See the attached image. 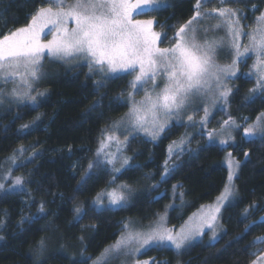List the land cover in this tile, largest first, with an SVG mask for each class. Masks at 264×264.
<instances>
[{
  "label": "trees",
  "instance_id": "16d2710c",
  "mask_svg": "<svg viewBox=\"0 0 264 264\" xmlns=\"http://www.w3.org/2000/svg\"><path fill=\"white\" fill-rule=\"evenodd\" d=\"M196 1L172 0L171 6L142 15L144 20L154 19V31L166 33L160 47L174 43L171 38L176 30L195 14ZM45 4L46 0H0V37L26 26ZM223 4L241 7L248 19L245 6L257 4L256 15L264 0ZM48 61V76L35 91L45 92L37 105L0 106V163L19 148L26 154L35 152L11 173L24 179L23 189L0 190V264L88 263L118 238L129 217L146 218L167 210L168 225L175 227L221 194L228 174L227 154L240 161L241 167L234 178L236 195L218 216V236L212 239L207 229L179 254L171 247L152 246L142 257L157 256L167 264L252 263L256 252L264 250V139L245 137L239 124L252 122L264 110V92H250L255 81L245 74L251 57L239 64L238 77L232 79L228 112L217 113L211 121L212 125L218 116L231 117L239 125L235 140L221 145L194 136L182 153L172 156L167 176L169 147L184 135V123L172 122L156 141L135 134L124 148L129 165L116 175L107 164L98 167L94 163L88 171L103 132L128 110L132 74H118L98 88L101 77L92 74L87 64ZM250 95L256 97L252 103L246 100ZM23 125L29 127L21 130ZM120 184L132 187L130 202L98 210L93 199ZM41 204L44 213L39 212ZM77 207L82 210L78 223L74 220Z\"/></svg>",
  "mask_w": 264,
  "mask_h": 264
},
{
  "label": "snow or ice",
  "instance_id": "6c2138e0",
  "mask_svg": "<svg viewBox=\"0 0 264 264\" xmlns=\"http://www.w3.org/2000/svg\"><path fill=\"white\" fill-rule=\"evenodd\" d=\"M208 2L209 0H197L195 14L181 25L171 38L175 43L171 47L161 48L158 43H162L167 35L153 30L156 23L154 19L137 20L133 19V16L158 12L162 8L171 6L166 3V0H135V2L133 0H74L67 6L66 0H49L51 6L38 9L31 16L28 25L0 37V82L7 83L11 80L17 84L10 93L14 102L31 105H37L39 98L45 95V92L32 95L35 85L48 76L44 59L86 63L92 74H99L101 77V80L97 81L98 88L104 86V81L117 78L115 75L117 73L129 75L135 73L134 79L130 82V87L134 91H138L151 82L152 88L145 91L142 100H135L133 92L128 94L129 112L112 124L110 132L104 131V138L97 148V156H105L106 159H97L95 166L99 167L107 163L113 165L115 172H120L125 165L129 164L130 158L124 157L120 168H116L114 166L116 153L106 154L104 149L111 142H115L117 151H122L121 141L118 138L121 130L124 133L125 145L140 132L156 141L168 129L171 122L181 120L182 114L195 100L211 95L213 104L220 101L227 105L229 96L233 93L227 81L238 77L237 64L241 62L242 57L246 60L248 53L255 54L257 58L254 65L257 68V84L250 92L256 93L258 90L264 92V13L256 18V27L247 34L249 46L245 47L244 52L241 53L239 37L244 34L240 26V19L243 16L231 9L213 10L219 18L223 19V23L214 25L213 30H219L226 25L227 44H225V37L205 39L203 42L198 40L200 21L211 15L202 13L199 9L202 4ZM226 2L227 0H221V3ZM69 20L74 23V27H68ZM49 25L55 30V34L53 39L44 43L40 39V34ZM203 31L207 33L209 29L205 27ZM225 47L229 51L234 50L235 58L230 64L221 66L216 62V57ZM245 75L250 77L251 73ZM159 79H164L165 83L157 92L156 89L160 87L157 83ZM5 95L4 90L0 89V104L4 103ZM255 98L254 95H250L246 97V100L252 103ZM187 120L191 122L193 117L189 115ZM207 122H209V108L205 107L204 117L200 123L203 125ZM224 125L239 127L231 117L224 121ZM28 127L23 125L21 130ZM244 134L245 137L259 136L264 139V113L257 117L255 123L245 128ZM208 137L211 140L213 133L209 132ZM228 138H232L231 133ZM184 142V139L180 140L179 145L174 142L173 146L169 147V155L176 154L175 147H181L182 150ZM220 142L227 143L226 140ZM248 155L249 153L245 152V157ZM11 159L15 162V157ZM93 166L90 163L89 169ZM228 167V183L217 197L216 205L203 212L194 222L186 224L179 231L169 229L160 223L150 226L146 231L134 230L129 223H125L121 237L100 257H97L93 264H99L101 260L103 264H111L114 258L121 255H135L145 247L152 246L171 247L179 254L187 245L200 237L205 228L212 232V238L215 239L217 237L216 222L221 207L231 203L236 195L233 179L237 176V169L241 167V163L230 158ZM169 174L166 160L164 175ZM5 178L7 179V176ZM23 185L24 179L16 177L12 189L22 190ZM4 187V184L0 183V190ZM120 187L122 189L120 192L109 193L110 205L123 206L128 203V197L123 191L127 186ZM183 196L184 193L181 192V200ZM95 204L98 210H105L99 196L95 199ZM44 211V206L41 204L39 212L44 213ZM81 211L79 207L75 209L74 220L77 223ZM247 211L248 209H245V212ZM39 218L36 217V219ZM24 219L21 218V223ZM163 219L161 217V220ZM32 222L34 223L35 219ZM41 247H43V241ZM77 264H87V261L81 260ZM136 264L141 262L136 261ZM142 264H149V262L143 261Z\"/></svg>",
  "mask_w": 264,
  "mask_h": 264
},
{
  "label": "rangeland",
  "instance_id": "374dc122",
  "mask_svg": "<svg viewBox=\"0 0 264 264\" xmlns=\"http://www.w3.org/2000/svg\"><path fill=\"white\" fill-rule=\"evenodd\" d=\"M171 1L172 0H166V3L169 4ZM227 1H236V0H227ZM73 2H74V0H66V6L68 4H72ZM133 2H135V0H133ZM196 4H197V1H196ZM49 6H51L50 3H49V0H46V4L43 5L42 7H49ZM40 8H38V9H40ZM221 8H227V9L234 10L238 14H242V16H243V18L240 19V26L242 27V32L244 34L239 37L240 51H241V53H243L244 52V48L248 47L249 43H250L249 37H248L247 34L252 32L253 29L256 27V23H255L256 18L261 13H264V4H263V6L261 8H259V12L256 15H255L254 12L258 8L257 4H253L251 6H249V5L245 6L246 10H248V13L246 14L248 19H244L245 13L241 9V7H234L232 5L231 6L230 5H225V4L221 3V0H209L208 3L202 4L200 9H199V11H201L202 13H210L211 15L208 16V17H205L199 23L200 31L198 33V40L200 42H203L205 39L212 40V39H219L220 37H225V44H227V42H228L227 26L224 25L219 30H213V26L214 25H216L218 23L219 24L223 23V19L219 18L216 15V13L213 12V10L221 9ZM196 11H197V9H196ZM133 19L144 20L142 15L141 16L140 15L139 16L134 15ZM28 24H29V22H28ZM68 27L69 28L74 27V23L71 20H69V22H68ZM205 27H207L209 29V31L207 33H205L203 31V29ZM54 34H55V30L52 29L51 25H49L47 28H44L43 32H41L40 39H41L42 42L47 43V41L53 39ZM174 43H175V41H174ZM158 46H159V43H158ZM171 46L161 47V48H168V47H171ZM248 57H251V63H250L249 69L246 71V73H251L250 77L253 78L254 81H255V84L252 87V89H253V88L256 87V84H257V74H256L257 73V68L254 67V65H256V59L257 58H256L255 54H253V53H248L247 54V58ZM233 58H235L234 50L229 51V49L227 47H225L224 50L221 51L219 53V55L216 57V62L218 64H220L221 66H223V65L230 64ZM48 60L49 59H44V61H43L44 62V67L46 65H48V62H49ZM244 60L245 59L242 57L241 58V62L244 61ZM57 61H60V60H57ZM60 62H64V61H60ZM64 63L69 64V65H74V66L75 65L86 64L84 62H78V61H69V62H64ZM240 63L237 64L238 72H239V64ZM137 71H138V69H137ZM118 74H121V73H117L115 75H118ZM134 76H135V73L132 74L131 81L134 79ZM39 83L35 85V89L32 91V95H36L37 94V92H35V91L38 88ZM157 83L160 85V87L157 88L156 91L159 92L160 89L163 87V85L165 83V80L164 79H159L157 81ZM227 83H228V86L230 88H232V79L227 81ZM0 85H3L2 89L4 90V92L6 94L5 97H4V103L0 104V106L6 105L8 103L17 104V103L14 102L13 98L10 95L12 89L14 87H17V84H15L11 80H9L7 83L0 82ZM151 88H152V83L149 82L147 85H145V87L140 88L138 91H134L131 88L130 92H133L135 100L140 101V100H142L144 98L145 91L146 90H150ZM38 92H42V91H38ZM257 92H259V90ZM128 94L126 95V100L128 102V110L126 111V113H128L129 109H130ZM153 95H155V93H153ZM205 107L209 108V122H207L206 124L202 125L200 123V121L204 117V108ZM227 112H228V104L225 105V104L221 103L220 101H217L215 104H213L211 95L205 96L203 98H199V99L195 100L190 105V107L182 114L180 121H173L175 123H184L185 126H186V129L184 131V135L181 136L179 139H177L175 141L176 145H179L181 139H184V141H185L184 144L182 145V150H181V147H175L176 154L182 153L188 146L187 142L189 143L190 139H192L194 136H197V135L203 136V138L206 140L207 143L216 142V143L221 144V145H227V144L233 142L235 140L234 139L235 138L234 133H235V130H236L237 127H233L231 125H228V126L224 125V121L228 120L229 118L222 119L220 116H218V118H215V123L211 125V121H213V119H214V117H215V115L217 113H227ZM261 113H264V110ZM125 114L123 115V117H125ZM260 114L258 116H260ZM189 115H191L193 117V120L191 122H189L187 120V117ZM257 117L252 122L247 123V121L244 120L243 122H241L239 124L240 126H242L244 128L243 129V134H244V130H245L246 127H248L249 125H251V124L256 122ZM111 126L107 127L105 130L110 132L111 131ZM209 132L213 133V138L211 140H209V137H208V133ZM229 133H231V137H232L231 139L228 138L229 137ZM136 134H144V133L140 132V133H136ZM244 136H245V134H244ZM256 137H259V136H256ZM103 138H104V135L102 134L101 140ZM118 138L121 141L122 151H120V152L117 151V145H116L115 142H111L110 145L107 146L104 149L106 154L116 153V160L114 162V166L116 168H120V166H121V164L123 162V158L127 157V155L124 153L125 144L123 143V141H124L123 130H121L120 134H118ZM247 138H252V137H247ZM221 140H226L227 143L222 144L220 142ZM173 144H174V142L170 146H173ZM99 145H100V143H99ZM34 154H35L34 151H31V152L26 154L24 148H19L17 151H15V153H13L11 156L7 157L4 161H2L0 163V183H3L4 186H5L3 190L18 191V190H13L12 189L13 181L16 178V177L12 176V174H11L12 170H13L14 167L18 166L22 162H24V161L28 160L29 158H31ZM172 156H174V155H169V152H168V159L170 160L167 163V167L168 168L171 167L172 164H173V161H171ZM12 157H15V162H13V160L11 159ZM230 158L233 159V160H236L230 154H227L225 156V158H224V164H225V166L227 168V171H228L227 179H226L225 184L228 183V175H229L228 160ZM97 159L104 160V159H106V157L105 156H99L98 157L97 156V151H96V158H95V161L92 164H94ZM105 164H107V163H105ZM107 165L110 167V169L114 173V175L119 173V172H115L113 170V165H109V164H107ZM128 165H125L124 168L127 167ZM91 169H89L88 171H91ZM9 170H11L10 174H9ZM6 176H7V179L5 178ZM233 183L235 185L234 179H233ZM122 185H126L127 186V188L123 189V191H124V194L128 197V203H129L130 202V195L132 194V187L130 185H128V184H120V185H117V186H113V187H111V188H109L107 190L101 191L93 199L92 203L96 206L95 199L99 196L100 199H101L103 208H105V207H110V208L119 207V206H116V205H110V203H109V200H110L109 193H112L114 191L115 192H120L122 190L120 186H122ZM234 197L232 198V200L234 199ZM216 201H217V198L215 199V201L212 204L200 207L187 220H185L184 222H182L181 224H179V225H177L175 227L174 226L171 227V226L168 225V212H167V210L166 211H161V212H154L153 214H151L150 216H148L146 218L129 217L128 219H126L124 221V223L122 225L121 232H120L118 238L114 242H112L110 245L104 247L98 253V255H96L93 258H91L88 261L87 264H93V261L97 260V257H100L101 254L104 253L106 249H109L112 245H114L116 243V241L121 237L122 232L124 231L125 223H129V225L134 230L146 231V230L149 229L150 226H154L155 224L160 223V224H163L165 227H167L169 229H173L174 231H179L186 224L194 222L197 218H199V216L203 212H206L211 207L215 206L216 205ZM96 208H98V207L96 206ZM219 214H218V216H219ZM161 217H163L164 219L161 220ZM216 223H217V236H218V234L220 232V225H219L218 220H217ZM205 230H207V228H205ZM211 238H212V232H211ZM147 248H149V247H145L144 249L141 250V252L136 253L135 255H132V254H129L128 256L121 255L118 258H114V259L111 260V264H136V261H140L141 264H142L143 261H148L149 264H167L166 261H162L161 259H158L157 256L156 257H142V254H143L144 250H146ZM45 249H46V247L44 248L43 251H45ZM253 262H256V264H264V256L263 257H261V256L256 257ZM253 262L251 264H253ZM99 264H103L102 260L99 262Z\"/></svg>",
  "mask_w": 264,
  "mask_h": 264
},
{
  "label": "flooded vegetation",
  "instance_id": "af4514ba",
  "mask_svg": "<svg viewBox=\"0 0 264 264\" xmlns=\"http://www.w3.org/2000/svg\"><path fill=\"white\" fill-rule=\"evenodd\" d=\"M256 254L258 255V256H261V257H263L264 256V250H261V251H258V252H256ZM257 256V257H258ZM254 261V260H253ZM252 261V262H253Z\"/></svg>",
  "mask_w": 264,
  "mask_h": 264
},
{
  "label": "bare ground",
  "instance_id": "6f19581e",
  "mask_svg": "<svg viewBox=\"0 0 264 264\" xmlns=\"http://www.w3.org/2000/svg\"><path fill=\"white\" fill-rule=\"evenodd\" d=\"M171 4V3H170Z\"/></svg>",
  "mask_w": 264,
  "mask_h": 264
}]
</instances>
